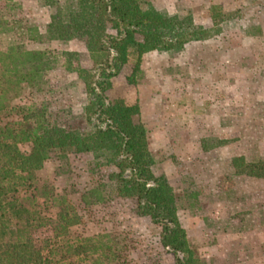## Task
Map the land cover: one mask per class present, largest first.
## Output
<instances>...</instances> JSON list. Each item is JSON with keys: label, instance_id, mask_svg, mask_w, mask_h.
<instances>
[{"label": "trees", "instance_id": "16d2710c", "mask_svg": "<svg viewBox=\"0 0 264 264\" xmlns=\"http://www.w3.org/2000/svg\"><path fill=\"white\" fill-rule=\"evenodd\" d=\"M1 1V0H0ZM49 10L44 33L16 5L0 8V33L14 42L0 50V264H133L134 240L124 231L72 236L83 212L128 200L157 229L158 243L172 264H204L186 236L181 203L201 210L191 190L178 191L149 147L139 104L110 97L113 79L134 58L132 73L151 51L174 54L209 30L192 13L163 12L148 0H40ZM219 13L211 11L213 25ZM224 19V18H223ZM87 39L90 65L73 68L84 87L81 112L70 114L47 98L48 74L58 61L51 41ZM34 43L32 48L27 47ZM71 69V68H70ZM49 160L56 175L74 176L85 162L80 204L38 175ZM238 173L264 177V159H231Z\"/></svg>", "mask_w": 264, "mask_h": 264}, {"label": "rangeland", "instance_id": "374dc122", "mask_svg": "<svg viewBox=\"0 0 264 264\" xmlns=\"http://www.w3.org/2000/svg\"><path fill=\"white\" fill-rule=\"evenodd\" d=\"M157 10L192 13L207 28L204 40L190 41L177 53L151 51L142 56L140 70L132 73L130 57L113 79L110 97L138 103L149 147L163 172L178 191L191 190L203 202L200 210L181 203L179 220L190 245L204 264H264V177L238 173L231 159H264V0H148ZM16 5L18 16L28 18L41 33L49 10L40 0H1ZM222 21L213 25L211 11ZM224 18V19H223ZM14 42L12 33H0V50ZM34 43L27 47L32 48ZM58 55L48 74L51 105L79 114L84 87L73 68L89 66L87 39L75 36L51 41ZM71 68V69H70ZM85 162L74 176L56 175L57 162L49 160L38 171L43 183L80 204L85 185ZM128 200L83 212L72 236L124 231L134 240L129 252L133 264H172L161 247L157 229L138 216Z\"/></svg>", "mask_w": 264, "mask_h": 264}]
</instances>
